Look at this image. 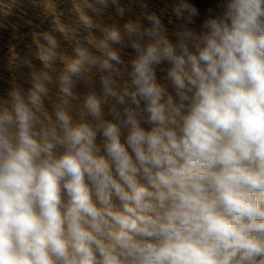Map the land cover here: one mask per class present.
<instances>
[{
    "label": "clouds",
    "instance_id": "clouds-1",
    "mask_svg": "<svg viewBox=\"0 0 264 264\" xmlns=\"http://www.w3.org/2000/svg\"><path fill=\"white\" fill-rule=\"evenodd\" d=\"M139 6L0 96V264H264V0Z\"/></svg>",
    "mask_w": 264,
    "mask_h": 264
},
{
    "label": "bare ground",
    "instance_id": "bare-ground-1",
    "mask_svg": "<svg viewBox=\"0 0 264 264\" xmlns=\"http://www.w3.org/2000/svg\"><path fill=\"white\" fill-rule=\"evenodd\" d=\"M10 0H8V2L6 3V0L5 1H3L4 3L2 4V2H0L1 4H0V17L2 18V21H0V23L1 22H3V19H4V23H1V28H0V32H4V33H8L9 35H11L12 34V31H10V30H14V29H9L10 28V26L12 25V24H14L12 21H13V19L15 18L14 16V18H12V15H14L13 14V12H15L16 11V13L20 10H14L13 8L14 7H19L20 5H19V3H21V1H19L18 3L17 2H15V1H18V0H15V1H12V4L13 5H11L10 4V2H9ZM23 1H25V5H31L32 7H31V9H30V11H31V13L33 14V15H35L36 16V18H34V23H33V25H29L28 26V28L26 29L27 31H25V32H28L29 31V29H31V31L33 32V31H36L37 33V35H38V38H40V34L41 33H43V32H52V34L54 35V36H56L57 37V39H58V41H59V43H60V45H61V49H60V51L62 52V53H64V54H67V55H71V51H72V47L74 46V44H73V41L71 40V38L67 35V33H64V34H61L60 32H54L53 31V28L54 27H61V28H69V29H71L72 30V32L73 33H75V34H77V35H79V36H88L89 37V39H94V38H99L101 35H102V33H103V29L105 28V27H111V26H122L123 25V23H125L127 20H129V19H136L138 16H140V13H141V8H140V6H139V3H140V0H120V4H121V6H123L124 7V9H125V13H124V16H123V18H121V17H119L117 14H116V10H115V8H113V7H109V8H107V9H104V8H102L101 6H99V5H96L95 4V0H89V2H91V3H93V5L97 8V11L96 12H92L90 9H88V8H86L85 6H84V0H75V1H73V0H23ZM65 1H70V8H71V11H70V13H68L69 14V17H67V18H64V19H60L58 16H57V13H56V6H58L59 4H63V5H65ZM150 1V0H149ZM153 0H151L150 2H147V0H143V2L144 3H146L147 4V8H148V10L149 11H154V12H156L157 14H161V13H163V9L162 8H160L158 5H156L155 3L157 2L156 0H155V3H154V1L152 2ZM14 2V3H13ZM16 3H17V6H16ZM5 4V5H4ZM67 4V3H66ZM37 7V8H34V7ZM173 7V6H172ZM16 9V8H15ZM70 10V9H69ZM20 14H21V12H20ZM19 14V15H20ZM31 14V15H32ZM36 14H38V15H36ZM204 14L205 13H201V17L200 18H198L197 19V24H199V21H200V19H203L204 18ZM22 15V14H21ZM30 15V16H31ZM32 15V16H33ZM82 15H88V16H90L92 19H93V21H94V24H95V30L94 31H92V30H86V29H84L83 28V26L81 25V23H80V16H82ZM71 16V17H70ZM172 18L173 19V21H175V18L174 17H172V8L169 10V11H167V12H165L164 13V15H163V22L167 25V27H168V29H169V31H171L172 29H173V27H174V24H168V19L169 18ZM20 18V20H21V17H19ZM31 18H33V17H31ZM23 19V18H22ZM24 20V19H23ZM23 20H22V22H23ZM27 20V19H26ZM7 23H6V22ZM14 21H16V22H18L17 21V19L16 20H14ZM43 21V22H42ZM11 22V23H10ZM25 23H26V21H25ZM42 23H44V24H42ZM143 23L144 24H147L148 22L147 21H143ZM2 24L3 25H7V26H9V28L7 29V27H5V26H2ZM24 24V23H23ZM19 25V24H18ZM18 25H17V27H18ZM14 27H16L15 25H13ZM19 28V27H18ZM17 28V29H18ZM23 28H25V27H23ZM8 30V32H5L4 30ZM32 29H35V30H32ZM3 30V31H2ZM15 31H16V28H15ZM14 31V32H15ZM10 32V33H9ZM13 32V33H14ZM18 32V31H17ZM17 32H15V34L17 33ZM20 32H18V34H19ZM3 34V33H2ZM14 34V38H13V40H12V43L14 44V39L15 40H20V37L21 36H18V34H16L15 35ZM22 34H24V33H22ZM32 34V33H31ZM35 34V33H34ZM7 35V34H6ZM9 35H7V36H9ZM21 35V34H20ZM27 36H29L28 34H27ZM26 36V37H27ZM32 37H33V34L31 35ZM11 37V36H10ZM23 37V36H22ZM21 37V38H22ZM24 38V37H23ZM2 39V38H1ZM0 39V40H1ZM9 39V38H8ZM4 40V39H3ZM31 40H33V39H31ZM40 40V39H39ZM16 41V42H17ZM2 42V41H1ZM5 42V41H4ZM12 43H7L6 44V46H7V48L6 49H11L12 50V48L14 47V45L12 44ZM18 43V42H17ZM16 43V44H17ZM30 45L32 44H34V43H30V42H28ZM28 43L26 44L25 43V45H28ZM36 43V42H35ZM1 45H3V46H5V44H3V43H0ZM41 44H43V43H41ZM35 47H38V46H36V45H34ZM2 48V47H1ZM26 48V47H25ZM22 49V48H21ZM19 50V49H18ZM33 49H31L30 48V51L27 49V50H25V52L27 51H29V53L31 52V56L33 57V58H35V53L37 52V49H34L33 51H32ZM24 51V50H23ZM5 52H7V51H5ZM27 52H26V54H27ZM29 53H28V58H29ZM8 54V53H7ZM14 54V53H13ZM23 54V53H22ZM8 55H10L11 56V54H8ZM7 55V56H8ZM124 58H125V60L127 61L128 59H130L131 58V56H133L134 55V52L131 50V49H125V51H124ZM6 56V57H7ZM5 57V58H6ZM21 57V56H20ZM32 57H30V58H32ZM15 58V57H14ZM23 58V57H22ZM21 58H19V60H20ZM32 60V59H31ZM5 61V60H4ZM4 61H3V63H4ZM39 63H41L40 61H38ZM23 63V62H22ZM8 65H10V64H8ZM18 65V64H17ZM20 65H22V64H20ZM5 66V65H4ZM24 66V65H23ZM38 66V65H37ZM19 68H20V66H19ZM22 68V67H21ZM1 69V68H0ZM3 69H4V67H3ZM9 69V68H8ZM11 69V68H10ZM14 69V68H13ZM16 69V68H15ZM23 70H24V68H23ZM6 71H9V70H6ZM5 71V72H6ZM17 70H15V72H16ZM2 72V71H1ZM11 72V71H10ZM15 72L13 73L12 72V74H15ZM29 72V71H28ZM9 74V73H8ZM28 75H29V73H28ZM28 75H23V76H25L24 78H28V80H25V81H22V79H21V77H19L20 79H18V78H15V79H18L17 80V82H18V84L17 85H15L14 87H16V86H23L24 88H27L28 86H29V76ZM1 76V75H0ZM3 76H4V78H5V80L4 81H6V78H7V81L9 80V78L8 77H5L6 75L3 73ZM3 76H1L2 78H3ZM12 76V75H11ZM16 76V75H15ZM22 76V77H23ZM162 76H163V74L162 73H160V72H158V78H162ZM1 79V78H0ZM14 79V80H15ZM13 80V79H12ZM6 81V82H7ZM9 82V81H8ZM10 82H11V79H10ZM5 83V82H4ZM1 85H2V83H0ZM5 85V84H4ZM12 86V85H11ZM5 87V86H4ZM7 87H9V86H7ZM13 87V86H12ZM50 88H51V91H52V95L54 96L55 95V87L54 86H49ZM95 87H96V90H99V81L97 80V83H96V85H95ZM3 89V88H2ZM1 89V90H2ZM10 89V88H9ZM1 90H0V93H1ZM80 91L83 93V92H86L87 90L86 89H84L83 87H81V89H80ZM5 93V92H4ZM6 94V93H5ZM2 96H3V94H2ZM82 104V98H81V101L79 102V103H77V107H80V105Z\"/></svg>",
    "mask_w": 264,
    "mask_h": 264
},
{
    "label": "rangeland",
    "instance_id": "rangeland-1",
    "mask_svg": "<svg viewBox=\"0 0 264 264\" xmlns=\"http://www.w3.org/2000/svg\"><path fill=\"white\" fill-rule=\"evenodd\" d=\"M3 1H5V0H0V2H2V4L4 3ZM12 1H15V0H10L9 2H10V4L11 5H13L12 4ZM19 1H21V3H19V7H14L13 9L14 10H19L17 13H16V11L15 12H13V14L14 15H12V18H14L13 19V23L14 24H12L11 26H10V28H9V26H7V25H3L2 24V26H5V27H7V29L9 28V29H11L12 27V29H14V30H10V31H12V34L11 35H9L8 33H4V32H0V43H3V44H5V46H3V45H1L0 44V75L1 76H3V73L6 75L5 77H8L9 78V82L7 81V78H6V81H4L5 80V78H4V76H3V78L0 76V83H2V85L0 84V90H1V93H0V96H2V94H3V96H6V94H7V92L9 91V88H12V86L14 87L15 85H17L18 84V82H17V80L18 79H20L19 77H21V79H22V81H25V80H28V78H24L25 76H23L24 74L25 75H28V73L30 72V69H29V67H28V65L25 63V61H27V60H31V62H32V64L37 68V69H39L40 67H41V63H39L38 61V59H36V58H33L30 54H31V52L29 53V51H30V48L31 49H38V47H35L34 45H36V46H38V44H41V43H44L43 42V40L41 39V38H38V33L36 32V31H31V29H29V31L28 32H25V31H27L26 29L28 28V26L29 25H33V21H34V18H36V16L35 15H33L32 13H31V11H30V9H31V5H25L26 3H25V1H23V0H18V1H15V2H19ZM73 1H75V0H73ZM77 1V0H76ZM151 1V0H150ZM149 0H147V2H150ZM154 1V3H155V0H153ZM152 1V2H153ZM157 2L155 3L156 5H158L160 8H162L163 10V13H165V12H167V11H169L171 8H172V6H173V3H174V0H156ZM8 2V0H6V3ZM191 2L192 3H194V4H196L198 7H199V9H200V12L201 13H205V9L208 7V6H215V0H191ZM14 3V2H13ZM17 3H16V6H17ZM67 3V4H66ZM1 4V3H0ZM5 5V4H4ZM70 1H65V5H63V4H59L58 6H56V13H57V16L60 18V19H64V18H67V17H69V14L68 13H70V11H71V8H70ZM16 8V9H15ZM34 8H37L36 6L34 7ZM70 9V10H69ZM1 11V10H0ZM20 12H21V14H20ZM20 14V15H19ZM33 16H32V15ZM31 15V16H30ZM36 15H38V14H36ZM14 16V17H13ZM39 16V15H38ZM19 17H21V20H20V18ZM31 17H33V18H31ZM71 17V16H70ZM24 20H23V19ZM17 19V21L18 22H16V21H14V20H16ZM27 19V20H26ZM22 20H23V22H22ZM0 21H2V18L0 17ZM25 21H26V23H25ZM6 22V21H5ZM43 22V21H42ZM1 23H4V19H3V22H1ZM1 23H0V28H1ZM7 23V22H6ZM11 23V22H10ZM24 23V24H23ZM5 24V23H4ZM19 24V25H18ZM42 24H44V23H42ZM13 25H15L16 27H14ZM17 25H18V27H17ZM23 27H25V28H23ZM15 28H16V31H15ZM18 28V29H17ZM32 30H35V29H32ZM3 31V30H2ZM5 32H8V30H4ZM20 32L19 34H18V32L16 33V34H18V36H23L22 38L20 37V40H15L14 39V44L12 43V40H13V38H14V34H15V32ZM14 32V33H13ZM3 33V34H2ZM10 33V32H9ZM22 33H24V34H22ZM33 34V37L31 36L32 34ZM35 33V34H34ZM37 33V34H36ZM9 35V36H7V35ZM15 34V35H16ZM21 34V35H20ZM27 34L29 35V36H27ZM11 36V37H10ZM27 36V37H26ZM9 38V39H8ZM4 39V40H3ZM31 39H33V40H31ZM40 39V40H39ZM2 41V42H1ZM5 41V42H4ZM18 43H17V42ZM28 42H30V43H34L33 45L31 44H29ZM36 42V43H35ZM7 43H12L13 45H14V47L12 48V50L11 49H6L7 48V46H6V44ZM17 43V44H16ZM25 43L27 44L28 43V45H25ZM2 47V48H1ZM26 47V48H25ZM22 48V49H21ZM19 49V50H18ZM29 50L28 52H27V54H26V52H25V50ZM24 50V51H23ZM32 50V51H33ZM5 51H7V52H5ZM11 54V56L10 55H8V54ZM14 53V54H13ZM23 53V54H22ZM28 53H29V58H28ZM8 55V56H7ZM7 56V57H6ZM21 56V57H20ZM6 57V58H5ZM15 57V58H14ZM23 57V58H22ZM30 57H32V58H30ZM19 58H21L20 60H19ZM5 60V61H4ZM3 61H4V63H3ZM23 62V63H22ZM8 64H10V65H8ZM18 64V65H17ZM20 64H22V65H20ZM5 65V66H4ZM24 65V66H23ZM38 65V66H37ZM19 66H20V68H19ZM3 67H4V69H3ZM22 67V68H21ZM9 68V69H8ZM11 68V69H10ZM14 68V69H13ZM16 68V69H15ZM23 68H24V70H23ZM6 70H9V71H6ZM15 70H17L16 72H15ZM2 71V72H1ZM6 71V72H5ZM11 71V72H10ZM29 71V72H28ZM12 72L14 73L15 72V74H12ZM9 73V74H8ZM12 75V76H11ZM16 75V76H15ZM23 76V77H22ZM29 76V75H28ZM15 78H18V79H15ZM10 79H11V82H10ZM13 79V80H12ZM15 79V80H14ZM25 79V80H24ZM5 82V83H4ZM5 84V85H4ZM12 85V86H11ZM5 86V87H4ZM7 86H9V87H7ZM6 94H5V93Z\"/></svg>",
    "mask_w": 264,
    "mask_h": 264
}]
</instances>
